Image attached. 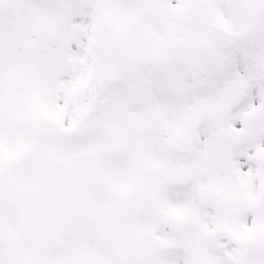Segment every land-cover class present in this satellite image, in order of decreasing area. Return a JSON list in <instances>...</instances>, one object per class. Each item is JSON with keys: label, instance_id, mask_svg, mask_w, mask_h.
<instances>
[{"label": "snow or ice", "instance_id": "1", "mask_svg": "<svg viewBox=\"0 0 264 264\" xmlns=\"http://www.w3.org/2000/svg\"><path fill=\"white\" fill-rule=\"evenodd\" d=\"M0 264H264V0H0Z\"/></svg>", "mask_w": 264, "mask_h": 264}]
</instances>
